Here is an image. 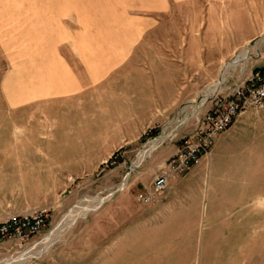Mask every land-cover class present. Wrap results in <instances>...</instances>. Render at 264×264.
Returning <instances> with one entry per match:
<instances>
[{
  "label": "crops",
  "instance_id": "0c3cea01",
  "mask_svg": "<svg viewBox=\"0 0 264 264\" xmlns=\"http://www.w3.org/2000/svg\"><path fill=\"white\" fill-rule=\"evenodd\" d=\"M263 33L264 0H0V162L13 146L17 163L24 147L120 146ZM263 63L246 60L247 73ZM177 145L82 223L96 231L79 237L87 264H264V106L240 111L154 201H136Z\"/></svg>",
  "mask_w": 264,
  "mask_h": 264
},
{
  "label": "rangeland",
  "instance_id": "374dc122",
  "mask_svg": "<svg viewBox=\"0 0 264 264\" xmlns=\"http://www.w3.org/2000/svg\"><path fill=\"white\" fill-rule=\"evenodd\" d=\"M242 28L245 30V26ZM263 34L258 36L262 37ZM256 41L261 44L260 48L250 49L247 43L221 63L216 76L207 79L201 77L199 82L194 83L195 92L178 104L162 121L150 127L149 135L157 134L166 120L174 118L180 112L182 116L184 113L191 115L186 121L188 124L192 118L191 113L202 106L201 102L206 103L221 84H230L234 80L244 78L247 74L246 60L256 59L260 54H264V36L262 39L257 38ZM235 56L247 58L229 66V61ZM225 66L229 68L222 73ZM201 74L205 75L202 72ZM53 133L56 139H62L64 135L63 131ZM109 134L110 132L104 131L105 138ZM14 135V131L9 132L11 138H14ZM147 137L144 133H139L120 146L112 147L106 145L24 147L25 159L28 161L23 163L15 162V147H7L8 160L0 162V220L38 208H44L46 215L45 223L38 232L22 239L12 235L3 238L0 242V264L10 259L11 264H20L19 255L22 254L29 256L21 264L90 262L91 259L82 258L79 237L86 234L95 235L96 231L94 226L84 227L82 223L93 220L91 224H94L96 211L102 203L121 192L133 194L136 188L146 184L152 168H155L153 154L163 146L177 144L174 136L166 138L164 143L146 151V155L142 157L139 153L150 146L142 149L148 144ZM104 141L109 142L106 139ZM34 149L40 152L34 154L32 153ZM135 174H138V177L133 181ZM123 181L125 184L122 189L115 190L110 196L107 195L116 186L122 185ZM79 205L86 207L82 212L69 217ZM51 237L53 242L49 245Z\"/></svg>",
  "mask_w": 264,
  "mask_h": 264
},
{
  "label": "built area",
  "instance_id": "2783aa9c",
  "mask_svg": "<svg viewBox=\"0 0 264 264\" xmlns=\"http://www.w3.org/2000/svg\"><path fill=\"white\" fill-rule=\"evenodd\" d=\"M201 105L191 113L192 118L188 124L186 121L191 115L182 116L180 112L160 126L161 132L149 135L151 128L143 132L148 136L146 140L148 144L142 149L150 145L147 151L173 136L178 145L152 173L150 187L148 189L142 187L135 192L136 201L143 203L154 201L156 194L167 187L168 178L196 163L199 157L208 151L217 133L227 127L240 111L247 107L264 106V63L253 67L241 80L221 84L208 101L201 102ZM159 135L163 136L158 138ZM124 184H119L107 195L110 196L115 190L122 189ZM45 215L46 210L38 208L25 214L10 215L1 219L0 242L7 236H18L22 239L38 232L45 223Z\"/></svg>",
  "mask_w": 264,
  "mask_h": 264
},
{
  "label": "bare ground",
  "instance_id": "6f19581e",
  "mask_svg": "<svg viewBox=\"0 0 264 264\" xmlns=\"http://www.w3.org/2000/svg\"><path fill=\"white\" fill-rule=\"evenodd\" d=\"M260 37H258V39H259ZM247 58V56H245V57H240V56H235V57H233L230 61H229V66L231 65V64H233V63H235V62H240V61H242V60H245ZM229 66H225V68H223V70H222V73H224L225 71H227V69L229 68ZM222 78L223 77H221L220 78V81L222 80ZM217 85H214V87H216ZM193 101V100H192ZM191 102V101H190ZM194 102V101H193ZM183 108V107H182ZM187 108V107H186ZM185 110V109H184ZM186 115V113H184V115L183 116H185ZM163 135H160L158 138H161ZM149 148H150V146H149ZM149 148H147V149H149ZM147 149L146 150H144V151H142L141 153H139V156H144V154L146 153V151H147ZM138 156V157H139ZM124 181H125V179H124ZM123 181V183H122V185L125 183ZM85 205L83 206V205H79V206H77L76 207V209L74 210V211H72L70 214H69V217H71L73 214H75V213H80V212H82L84 209H85ZM68 215V214H67ZM64 224H66V222L64 223ZM63 224V225H64ZM61 226H58V228H60ZM53 242V237H51L50 239H49V242H48V244L50 245L51 243ZM21 254V253H20ZM31 255V254H30ZM29 255H19V263L21 264V263H23L24 262V260H26L27 259V257H28ZM11 260V259H10ZM10 260H7V261H5V262H3L2 264H11L10 263Z\"/></svg>",
  "mask_w": 264,
  "mask_h": 264
},
{
  "label": "water",
  "instance_id": "95a60500",
  "mask_svg": "<svg viewBox=\"0 0 264 264\" xmlns=\"http://www.w3.org/2000/svg\"><path fill=\"white\" fill-rule=\"evenodd\" d=\"M263 36H264V34H263ZM258 37H259V36L254 37V38H252L251 40H249L248 45L253 44V43L256 41V39H257Z\"/></svg>",
  "mask_w": 264,
  "mask_h": 264
}]
</instances>
